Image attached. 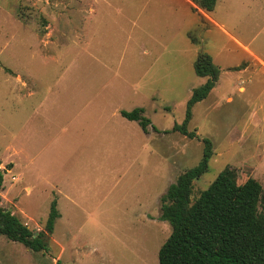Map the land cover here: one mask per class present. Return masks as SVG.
<instances>
[{"label":"rangeland","instance_id":"1","mask_svg":"<svg viewBox=\"0 0 264 264\" xmlns=\"http://www.w3.org/2000/svg\"><path fill=\"white\" fill-rule=\"evenodd\" d=\"M192 7L190 0H0V143L6 141V126L17 131L19 117L30 113L38 93L56 87L67 67L63 83L74 84L67 91L75 101L73 114L88 116L97 108L82 107L88 98L101 101V127L114 124L116 136L133 137L128 148L123 145L125 152L91 153L76 165L78 150L97 137L83 127L75 134L83 142L74 138L79 145L68 154L71 162L75 152L72 203L56 201L57 194L49 196L41 186L26 192L17 171L10 173L0 162L2 209L35 233L43 231L52 201L61 214L47 252L0 236V264H158L159 248L171 233L159 220L160 198L198 164L203 138L211 141L213 156L193 183V199L227 167L236 171L238 183L255 179L264 197V0H218L209 13ZM200 51L211 56L220 75L207 98L191 109L188 131L198 139H189L171 130L183 122L192 91L206 80L193 71ZM27 74L37 94L19 103L10 88L14 76ZM116 106L144 108L143 116L158 131L150 127L145 135L141 128L116 124L110 117ZM59 145L62 166L68 150ZM90 164L102 175L98 184L90 183L92 174L85 178Z\"/></svg>","mask_w":264,"mask_h":264},{"label":"trees","instance_id":"2","mask_svg":"<svg viewBox=\"0 0 264 264\" xmlns=\"http://www.w3.org/2000/svg\"><path fill=\"white\" fill-rule=\"evenodd\" d=\"M218 0H190L204 12H212ZM195 43V38L191 39ZM241 70V65L234 71ZM194 74L205 82L194 89L186 103L185 118L175 124L171 132L189 139H198L188 131L191 109L216 86L220 69L209 54L200 51L193 64ZM121 116L136 121L147 133L155 132L141 108L131 112L121 111ZM167 133V132H164ZM202 157L198 164L181 175L161 196L159 220L166 222L171 233L161 245L158 264H264V197L261 185L253 178L238 183L236 171L225 168L197 198H192L193 183L208 171L213 156L212 143L201 139ZM10 169V165L7 166ZM3 188V171L0 170V191ZM59 218L56 201L50 203L44 229L35 233L11 211L0 207V236L16 242L33 252H47V240Z\"/></svg>","mask_w":264,"mask_h":264},{"label":"crops","instance_id":"3","mask_svg":"<svg viewBox=\"0 0 264 264\" xmlns=\"http://www.w3.org/2000/svg\"><path fill=\"white\" fill-rule=\"evenodd\" d=\"M212 22L222 31L219 32L229 37L238 48H245L247 44H243L214 19H212ZM248 58L252 59L249 55ZM69 70L67 67L60 73L61 75L56 79V87H50L38 93L40 97L30 113L24 117H19L22 122L17 126V131L14 132L6 126V141L0 143V162L3 165H10V173L17 171V178L23 182L26 192L37 190V186H41L44 188L43 192L48 193L47 195L52 196L57 194L58 198L55 199L56 201L60 202L63 198L67 203H72L76 200L73 198L71 191L75 183L71 177L76 173L74 163L75 152H72L71 162L69 161L68 154L71 148L75 149L76 145L83 142L81 137H75V134L78 135L83 127L84 132L89 134V137H97L94 138V142L90 138L92 142L88 143L87 149L82 150L84 142L78 150L81 151V157L76 160V165H79L80 161L88 160L91 153H95L97 156L104 154L105 157L107 152L114 150L125 152L123 145H126L128 148V142L133 141V137L128 139L126 136L123 138L122 136H116L114 124L111 125L110 129L101 127L100 104L103 103L101 101L88 98L83 102L82 107L97 105V108L92 107L90 109L93 113L90 112L88 116L83 117L73 114L75 101L72 96H68L67 91L72 89L74 84L63 83L67 80L66 74ZM71 70L73 71V68ZM14 78L16 82L11 85L10 90L15 93L19 103L37 94L35 87L27 83L28 74L24 78L19 75L14 76ZM59 86L64 90L61 95ZM59 96L64 98L63 101ZM70 105H72V109L69 107ZM124 109L118 106L114 107L113 114L110 117L115 121L117 120L116 124L121 123L122 127L136 132L139 131L140 126L136 121H129L120 114L121 111L131 112L134 109L130 110L125 107ZM141 109L143 110V114H145V109ZM89 121H94L95 124L92 125ZM149 130L150 127L147 129V133L142 132L148 135ZM74 138L80 143L75 142L74 145ZM60 143H63L64 148L68 150L65 154L67 164L62 166L57 161L61 158V156H57V152L61 151L63 153V147L60 148ZM130 144L132 143L130 142ZM130 151L132 150L130 149ZM55 164L58 167H55ZM59 169H62V171L58 175L57 170ZM98 170V167H93L92 164L88 165V173L85 174V178L89 179L92 174L91 177H94V182L90 183L98 184L102 178L101 174L100 177L97 176ZM12 177L14 181L17 180L15 176ZM60 216L61 214L59 213Z\"/></svg>","mask_w":264,"mask_h":264}]
</instances>
